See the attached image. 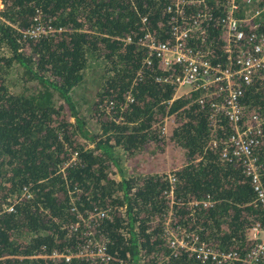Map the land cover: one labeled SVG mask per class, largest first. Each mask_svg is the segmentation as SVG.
<instances>
[{
	"label": "trees",
	"instance_id": "obj_1",
	"mask_svg": "<svg viewBox=\"0 0 264 264\" xmlns=\"http://www.w3.org/2000/svg\"><path fill=\"white\" fill-rule=\"evenodd\" d=\"M223 1L204 0L215 19L223 15ZM170 2L1 0L0 264H216L170 250L161 235L169 210L172 222L182 221L210 246L242 253L250 245L246 229L263 221L264 211L254 202L239 162L221 158L209 144L212 133L229 132L228 120L220 117L223 128L211 130L206 108L196 102L199 92L174 96L172 84L156 78L167 71L153 56L145 61L146 50L137 43L145 32L171 41L165 12ZM237 3L243 11L242 1ZM35 10L60 29L37 38L23 36ZM209 34L214 39L210 58L222 62L221 30L213 27ZM188 41L193 46L196 38ZM88 54L103 60L104 78L92 103L95 129L84 124L70 95ZM12 62L21 68L22 81L36 80L39 88L9 91L5 79ZM54 94L61 100L57 105ZM240 102L246 111L264 116V70L245 86ZM165 116L167 128L161 134ZM164 135L180 152L171 170L172 202L163 192L166 175L136 164L144 158L147 165L152 148L163 149L158 145ZM262 135L256 152L264 162V122ZM115 146L135 162L117 180L107 170L110 162L118 164ZM206 194L210 205L186 206ZM8 203L12 210L4 209ZM91 239L102 242L108 258L50 256Z\"/></svg>",
	"mask_w": 264,
	"mask_h": 264
},
{
	"label": "built area",
	"instance_id": "obj_2",
	"mask_svg": "<svg viewBox=\"0 0 264 264\" xmlns=\"http://www.w3.org/2000/svg\"><path fill=\"white\" fill-rule=\"evenodd\" d=\"M241 1L245 6L243 11H238L237 0L223 1L220 4L223 15L215 19L212 9L204 0H171L165 7L167 19L171 24V41H159L154 35L145 32L138 38L137 43L146 50L145 61H148L149 56H153L158 61V67L167 71L156 78L172 84L174 96L190 91L199 92L196 102L200 107L206 108L211 130L223 128L220 117L228 120L229 132L225 136L212 133L209 144L211 147H217L221 158L239 162L241 172L249 178L254 202L264 211V162L256 152V147L263 137L264 116L255 111H246L240 102L245 86L264 70V17L261 16L264 0ZM195 5L200 6L199 9H188ZM236 11L239 14H236ZM213 27H219L223 36L222 62L212 61L210 58L214 39L209 31L212 33ZM59 29L60 27H55L49 19H45L36 11L32 23L21 30V33L23 36L37 38ZM190 36L196 38L193 46L188 41ZM128 39L127 37L126 40ZM184 86H187L188 90L178 94L177 90ZM166 118L165 116L159 125L160 131L165 130ZM166 177L168 185L163 192L172 202L175 179L172 172H168ZM25 189L22 188V194ZM27 195L29 193L26 192ZM212 202L206 194L188 201L186 206L189 209L194 206L206 207ZM12 208V203L4 207L8 211ZM95 213L98 214H93H105L104 211ZM190 213L191 211L188 215ZM166 216L161 235L172 252L182 249L201 260H210L216 264H264V220L253 221L248 226L245 237L251 243L239 253L208 245L193 228L187 227L182 221L172 222L170 210ZM89 245L90 241L74 250L53 251L50 256L64 260L71 256L108 258L102 242L97 243L94 249Z\"/></svg>",
	"mask_w": 264,
	"mask_h": 264
},
{
	"label": "rangeland",
	"instance_id": "obj_3",
	"mask_svg": "<svg viewBox=\"0 0 264 264\" xmlns=\"http://www.w3.org/2000/svg\"><path fill=\"white\" fill-rule=\"evenodd\" d=\"M1 9V8H0ZM261 16L264 17V10L261 12ZM85 66L81 70L82 78L80 81L75 84L71 90L70 95L73 99L75 109H77V114L81 119H83L84 124L89 129H95L96 128V121L94 117V111H93V101L95 98V92L98 91L100 88V84L104 78V76H100L103 71V60L100 59V57H96L95 55H87ZM21 68L18 67V64L16 62H12L11 65L8 67V72L6 74L5 84L7 85V88L9 91L14 90H20V89H26L25 91L28 92H34L37 88H39L40 84L36 80H25L22 81L20 79V72ZM104 72V71H103ZM184 90V89H179ZM53 98L55 100V104L61 102L60 99H56V95H53ZM168 118H166V128H167ZM161 134L164 133V131H160ZM164 135L163 137H165ZM166 140H171L168 138L163 139V144L158 145L159 147H163L161 151H153L152 150L147 155H153V159L151 158L147 165H145V160L138 159L137 165H141L142 169L151 167V171L153 173H163L166 175L168 172L170 173L173 168H175V161L177 156H180V152L173 148L174 143L166 142ZM90 144H86V146H89ZM115 151L113 152L114 156L117 157V165L113 164V162H110V164L107 167L108 174L111 175V177L115 180H117L120 175H126L130 173V169L128 168V163L132 166L135 162L131 161L129 162L128 157L126 155V152L122 150L120 147L115 146ZM70 159H73V155H71ZM116 159V158H115ZM121 171V173H120ZM72 197V196H71ZM11 201V199H10ZM98 214V213H94ZM80 214L77 215V218ZM90 213L88 214V217H92ZM167 216H164L162 220V225L167 220ZM78 224V221H76ZM92 240V239H91ZM90 241L89 247L93 246V249L96 247L97 243L100 242L99 239H93ZM88 252V251H87Z\"/></svg>",
	"mask_w": 264,
	"mask_h": 264
},
{
	"label": "crops",
	"instance_id": "obj_4",
	"mask_svg": "<svg viewBox=\"0 0 264 264\" xmlns=\"http://www.w3.org/2000/svg\"><path fill=\"white\" fill-rule=\"evenodd\" d=\"M181 89H184V90H179V91L177 90V93H178V94L184 92L185 90H188V87H187V86H184V87H182Z\"/></svg>",
	"mask_w": 264,
	"mask_h": 264
}]
</instances>
